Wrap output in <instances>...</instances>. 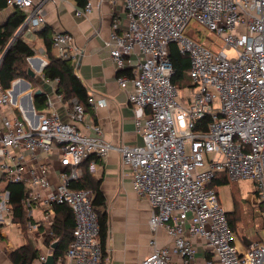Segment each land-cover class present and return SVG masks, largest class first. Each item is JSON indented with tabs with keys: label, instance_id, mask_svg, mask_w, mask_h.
Returning a JSON list of instances; mask_svg holds the SVG:
<instances>
[{
	"label": "built area",
	"instance_id": "built-area-1",
	"mask_svg": "<svg viewBox=\"0 0 264 264\" xmlns=\"http://www.w3.org/2000/svg\"><path fill=\"white\" fill-rule=\"evenodd\" d=\"M108 1L125 9L124 28L116 20L111 25L110 58L117 71L130 66L117 82L121 89L132 86L128 102L142 144L112 145L99 125L85 124L83 106L76 99H63L57 92L58 78L41 74L47 62L35 73L39 81L34 88L21 78L9 88L0 83V238L1 234L8 238V231L14 234L17 242L8 246L10 250L33 235L40 249L39 264H45L49 255L54 264H101L92 192L70 184L83 176L84 168L93 175L114 151L131 170L134 192L152 209L151 251L141 264H197L196 247L188 237L207 248L202 264H264V236L239 249L217 194L208 187L219 172L229 180H251L264 214V0ZM43 2L5 4L21 10L24 23L41 27ZM90 12L91 4L86 3L76 15ZM191 20L213 31L222 47L206 48L184 35ZM170 45L189 63L185 72L192 97L181 101L179 86L172 82ZM225 49H233L236 57H228ZM51 50L62 60L78 53L69 32L54 34ZM36 90L45 99L41 111L33 105ZM87 103L104 107L107 102L87 96ZM83 124L91 134L79 128ZM208 153L214 156L204 166L203 155ZM54 167L58 170L52 171ZM8 184L24 189L21 205L29 219L25 232L13 221ZM60 206L70 209L74 227L66 250L55 257L53 224ZM158 229L168 243H159ZM48 237L52 240L46 245Z\"/></svg>",
	"mask_w": 264,
	"mask_h": 264
},
{
	"label": "crops",
	"instance_id": "crops-1",
	"mask_svg": "<svg viewBox=\"0 0 264 264\" xmlns=\"http://www.w3.org/2000/svg\"><path fill=\"white\" fill-rule=\"evenodd\" d=\"M32 1L36 3L43 0ZM86 3L91 4V12L86 16H78L76 11L83 7L74 0H44V25L32 27L24 23L17 31V37L34 50L29 68L35 75L41 70V64L48 61L44 40L38 32L47 28L49 39L59 32L71 33L78 50L71 59L73 73L83 83L88 96L95 99L103 98L107 102L104 107L90 106L89 112L85 113V124L99 125L105 141L112 145H140L142 137L136 133L133 108L128 102V93L132 86L128 84L126 89H121L117 82L119 75L129 73L130 66L117 71L110 58L111 25L116 20L119 21L120 28H124L125 9L120 4L112 5L108 0H86ZM13 10L14 8H9L5 4V8L0 11V23L5 21ZM4 51H0V56ZM134 57L136 56L132 58ZM34 79L37 83L39 76H35ZM58 112L61 119L66 121L62 106H58ZM85 124L79 128L91 134L92 132L85 128ZM57 170V167H54L52 171ZM92 176L96 180H101L100 190L108 214L101 264H141L151 251L149 240L152 232L148 225L151 205L134 192L131 185V170L122 165L117 152L111 151L104 161L100 162ZM156 235L161 245L169 242L162 229H158ZM188 238L196 247V263L202 264L208 257L207 248L199 239ZM35 245L40 251L39 246L36 243ZM2 255L7 264H12L5 252H2ZM33 264L39 263L35 260Z\"/></svg>",
	"mask_w": 264,
	"mask_h": 264
},
{
	"label": "trees",
	"instance_id": "trees-1",
	"mask_svg": "<svg viewBox=\"0 0 264 264\" xmlns=\"http://www.w3.org/2000/svg\"><path fill=\"white\" fill-rule=\"evenodd\" d=\"M5 1L6 0H0V11L5 8ZM74 1L82 7L86 4V0ZM24 21L25 14L21 10L14 8L13 12L10 13L5 21L0 23V51H4L8 47L0 66V83L4 88H9L10 83L18 78L27 81L33 80L29 79L27 76L26 59L31 58L34 55V50L21 38H14L16 32L21 28ZM38 33L44 40L45 53L48 60L42 69L41 74L48 79L58 78L57 92L63 96V99L65 101L76 99L78 103L83 106L84 112H89L90 105L87 103L88 95L86 88L73 73L71 60H62L53 56L51 53V39L48 38L47 28H43ZM10 42L11 44L9 45ZM169 50L174 72L172 82L176 84L183 79L184 72L189 64L188 58L186 55L180 53L175 45H170ZM44 101L45 99L43 95L34 98L33 105L35 110H43ZM100 182L101 180L94 179L86 168H84L83 176L78 181L71 183L70 187L73 189H87L92 192V205L99 220V238L103 258V248L108 227V214L100 190ZM229 182L230 180L227 175L219 172L215 175V178L211 181L208 187L214 189L216 192L218 186L228 184ZM6 189L9 191V203L13 211V221L20 223L23 230H26V223L29 219L26 217L21 205V198L24 195V189L18 184H8ZM254 195L256 196V193H254ZM231 198L233 204L232 211L225 213L230 231L236 238L238 234V224L241 222V210L238 205L241 204V202L235 189L231 192ZM254 206L260 208L262 211L260 203ZM55 211L56 215L54 218L53 233L58 245L53 253L56 257L66 250L71 241L74 221L72 213L67 206L57 207ZM262 216H264L263 211ZM51 240L52 238L48 237L44 242L48 245ZM24 242L23 245L13 250L6 251L5 254L12 264H33L37 259L39 250L30 240H27V238Z\"/></svg>",
	"mask_w": 264,
	"mask_h": 264
},
{
	"label": "rangeland",
	"instance_id": "rangeland-1",
	"mask_svg": "<svg viewBox=\"0 0 264 264\" xmlns=\"http://www.w3.org/2000/svg\"><path fill=\"white\" fill-rule=\"evenodd\" d=\"M184 35L192 38L197 42L199 45L211 48L212 46L215 48L222 47V41L220 38L213 32L208 30L202 24L197 23L194 20H191L186 29L184 30ZM225 53L228 57H236V52L233 49H225ZM1 55V53H0ZM1 58V56H0ZM27 69L30 67L29 63L26 60ZM36 80L27 81L28 84L32 85L31 88H34ZM182 83H178V100L181 101L182 98H189L192 97V92L190 86V80L184 72L183 79L181 80ZM196 92V89H194ZM20 96L17 97V104L18 99ZM215 105H218L217 101ZM186 151L189 153L188 148L189 144H186ZM214 156L213 153H208L203 155L204 166L207 165V160L211 159ZM203 168H200L202 170ZM235 189L238 198L241 202L239 208L241 210V222L238 224V234L235 238L236 246L241 249L244 245L242 244V238H247L250 242H258L261 241L264 236V216H262V211L260 208L254 206L257 205L259 202L256 200L255 193V184L251 180H230L228 184L218 186L216 189L217 199L219 201L220 206L223 208L225 212L232 211L233 204L231 198V192ZM264 215V214H263ZM26 230H24L25 232ZM8 233L7 235L1 234L0 238V263L4 262L7 264L6 260L4 259L2 252L9 251L8 246L16 244L14 234ZM21 239H23L21 237ZM24 240V239H23ZM27 240H30L32 244L35 245V240L33 235H28ZM37 244V243H36ZM16 247V246H14ZM10 250L15 248L10 247ZM17 248V247H16ZM6 255V254H5Z\"/></svg>",
	"mask_w": 264,
	"mask_h": 264
},
{
	"label": "water",
	"instance_id": "water-1",
	"mask_svg": "<svg viewBox=\"0 0 264 264\" xmlns=\"http://www.w3.org/2000/svg\"><path fill=\"white\" fill-rule=\"evenodd\" d=\"M17 36H18V32L16 33V35H15L14 38H16ZM11 42H12V41H11ZM11 42L9 43V45L11 44ZM7 50H8V47L5 49V51L3 52V54H2V56H1V58H0V66H1V64H2L3 58H4V56H5L6 52H7ZM29 60H33V59L30 58ZM27 76H28L29 79H33V78H34V72L32 71L31 68H28V69H27ZM41 95H42V92H41L40 90H36V91L33 93L32 98H36V97L41 96ZM242 244L244 245V247H248V246L250 245V241H249L247 238L244 237V238H242ZM57 245H58L57 243H54V244L52 245V248L55 250L56 247H57ZM45 264H54V258H53V255H49V256L47 257V260H46Z\"/></svg>",
	"mask_w": 264,
	"mask_h": 264
}]
</instances>
